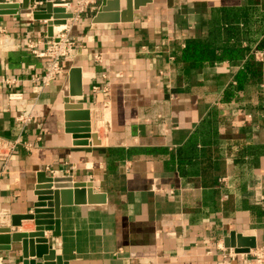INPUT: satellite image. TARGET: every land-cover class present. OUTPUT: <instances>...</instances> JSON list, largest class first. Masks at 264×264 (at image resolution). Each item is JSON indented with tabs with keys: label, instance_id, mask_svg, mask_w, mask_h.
<instances>
[{
	"label": "crops",
	"instance_id": "crops-1",
	"mask_svg": "<svg viewBox=\"0 0 264 264\" xmlns=\"http://www.w3.org/2000/svg\"><path fill=\"white\" fill-rule=\"evenodd\" d=\"M101 2L54 27L76 41V53L38 93L30 78L47 60L26 43L46 39L48 23L0 16V80H19L0 84V138L35 144L0 162V227L30 212L41 175L70 177L107 196L103 204L64 206L60 237L45 231L70 264H241L221 250L233 249L225 246L232 232L264 245V0H139L133 21L95 24ZM189 41L250 46L263 65L260 80L238 81L249 54L188 68L177 52ZM72 68L81 71L82 96H73ZM11 91L24 98L10 100ZM232 91L237 96L225 100ZM66 95L90 109L100 145L75 144L84 139L67 128ZM28 114L22 130L16 119ZM35 230L34 220H23L18 233ZM21 254L20 244L0 252L3 264H23Z\"/></svg>",
	"mask_w": 264,
	"mask_h": 264
},
{
	"label": "water",
	"instance_id": "water-1",
	"mask_svg": "<svg viewBox=\"0 0 264 264\" xmlns=\"http://www.w3.org/2000/svg\"><path fill=\"white\" fill-rule=\"evenodd\" d=\"M127 2L126 8L124 2ZM150 1V0H149ZM56 0H46V9H34L36 0H21V2L0 3V16L3 15H30L35 21H47L48 37H55L54 27L66 25L68 19H72L74 14L64 6H55ZM144 3L139 0H102L100 8L93 17V23H119L131 22L134 20V11L138 10ZM119 14V11H123ZM125 10L127 12H125ZM69 82L75 87L73 96H82L81 71L79 68H72L69 73ZM66 125L69 132L74 133V137L80 140L75 142L78 145H88L90 139L93 145H100L101 142L97 134L91 133L90 109L84 104L73 102L66 95ZM74 110H78L77 114ZM80 119V120H78ZM78 120V121H77ZM90 182L73 183V179L40 176L39 186H37V200L33 203L32 209L27 214L12 215V227H0V252L12 250L13 244H20L23 264H70L64 260L63 256L57 255L55 244L44 238L45 231H51L52 238L61 236V212L67 205L97 203L103 204L107 201V196L94 192ZM23 220H34L36 230L31 233H18ZM246 241H251V243ZM226 248H233L237 253H249L257 248L256 239L246 240L243 235L232 232L225 240Z\"/></svg>",
	"mask_w": 264,
	"mask_h": 264
},
{
	"label": "built area",
	"instance_id": "built-area-1",
	"mask_svg": "<svg viewBox=\"0 0 264 264\" xmlns=\"http://www.w3.org/2000/svg\"><path fill=\"white\" fill-rule=\"evenodd\" d=\"M96 0H67L63 6L74 14L73 19L81 18L82 14L87 9L95 10ZM36 9V4L33 7ZM11 38L6 37L1 41L2 48L9 49L13 46ZM26 45L39 57L47 60L46 70L43 74H33L30 78L34 83L35 92L38 93L44 88L49 87L54 82L59 80L65 74L64 62L73 57L76 53V41L70 38L66 32H60L54 37H46L44 40L28 39ZM43 46V47H41ZM19 82L16 78L2 77L0 84H6L9 87L16 85ZM95 89H98L97 87ZM10 100H22L24 94L21 91H11L8 95ZM31 114L20 115L16 119L21 125L22 130L26 129L32 121ZM24 147L27 151H33L35 144L26 142L22 139V135L15 138H0V162L8 163L16 150ZM221 182L226 183V178L221 179ZM223 254L229 258H240L241 264H264V245L257 246L249 253H237L235 250L221 249ZM227 252V253H225ZM4 257L0 256V264H3Z\"/></svg>",
	"mask_w": 264,
	"mask_h": 264
},
{
	"label": "trees",
	"instance_id": "trees-1",
	"mask_svg": "<svg viewBox=\"0 0 264 264\" xmlns=\"http://www.w3.org/2000/svg\"><path fill=\"white\" fill-rule=\"evenodd\" d=\"M258 49L264 52V39ZM248 54L249 58L238 75L239 83L244 85L250 81H259L262 76L263 65L255 62V56L251 54L250 46H215L212 42L189 41L183 50L177 52V58L181 64L184 63L188 68H199L224 60L236 62L244 59ZM237 93L238 91L228 92L225 94V100L234 99Z\"/></svg>",
	"mask_w": 264,
	"mask_h": 264
},
{
	"label": "bare ground",
	"instance_id": "bare-ground-1",
	"mask_svg": "<svg viewBox=\"0 0 264 264\" xmlns=\"http://www.w3.org/2000/svg\"><path fill=\"white\" fill-rule=\"evenodd\" d=\"M57 27V26H56ZM65 29V28H64Z\"/></svg>",
	"mask_w": 264,
	"mask_h": 264
}]
</instances>
